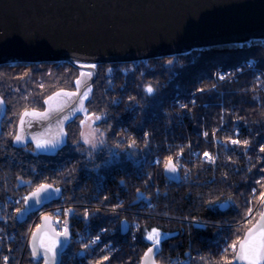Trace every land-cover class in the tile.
Returning a JSON list of instances; mask_svg holds the SVG:
<instances>
[{
  "label": "trees",
  "instance_id": "1",
  "mask_svg": "<svg viewBox=\"0 0 264 264\" xmlns=\"http://www.w3.org/2000/svg\"><path fill=\"white\" fill-rule=\"evenodd\" d=\"M236 67L242 71L218 80V69ZM95 70L81 111L62 127L60 144L41 153L35 142L15 143L19 121L26 111H45L55 93L76 92L81 71L64 62L0 67V227L14 234L6 243L0 233V264L4 257L7 264H41L27 243L35 215L15 220L22 196L41 184L62 188L60 199L42 209L71 235L59 264H139L151 228L171 234L161 242L159 264L233 260L226 249L257 220L264 193V43L98 64ZM86 116L101 117L94 123L95 152L81 139ZM170 158L179 184L163 177ZM222 203L225 210H219ZM124 222L128 231L121 235ZM96 232L99 241L91 245Z\"/></svg>",
  "mask_w": 264,
  "mask_h": 264
},
{
  "label": "water",
  "instance_id": "2",
  "mask_svg": "<svg viewBox=\"0 0 264 264\" xmlns=\"http://www.w3.org/2000/svg\"><path fill=\"white\" fill-rule=\"evenodd\" d=\"M250 42L264 43V0H0V67L64 62L85 74H80L82 84L74 93H82L95 80L93 65L166 58L208 47L231 49ZM79 101V95L55 96L47 103V119L23 115L24 122L19 121L16 134L22 140L15 143L59 142L62 126L68 120L63 118L72 115ZM4 110L2 101L0 121ZM165 164L163 177L179 184L176 165L172 162L176 167L172 172L165 169ZM37 188L25 195L15 214L16 222L22 223L62 195L60 186L51 185L47 192L33 196ZM226 208V203L219 205V210ZM259 223H264L260 215L239 241ZM127 231L128 224L124 222L120 233L125 235ZM64 232L55 228L50 215L43 214L29 239L30 256L41 264L46 260L47 264H59L71 238L68 231L66 238L61 235ZM34 247L38 253L35 257ZM151 247L148 245L139 264H159L156 256L162 244L146 258ZM48 248L52 251L46 253ZM232 261L246 264L234 257Z\"/></svg>",
  "mask_w": 264,
  "mask_h": 264
},
{
  "label": "snow or ice",
  "instance_id": "3",
  "mask_svg": "<svg viewBox=\"0 0 264 264\" xmlns=\"http://www.w3.org/2000/svg\"><path fill=\"white\" fill-rule=\"evenodd\" d=\"M169 62H171V61H169ZM92 67H95V66L93 65ZM81 75L83 76L85 74L82 73ZM86 75L90 77L91 73H87ZM221 78H223V77H221ZM84 83L86 84V81ZM81 84H82V81L78 79L76 81L77 90L80 89ZM90 91H91V87L87 86V87H85V90L82 93H79V91L77 93H71V92L60 93V92H57L54 94V96L48 97V100H46L45 103L46 104L49 103V101L53 100L55 98V96L64 95V96L71 97L74 95H79L80 96L79 103L82 105L83 100L88 97ZM147 91L152 92V88L149 87L147 89ZM0 103H2V101H0ZM56 110L61 111L62 109L58 108ZM24 115L25 116H28V115L37 116V117L47 119L49 116V112L48 111H45V112L33 111V112L29 113L26 111L24 113ZM100 118L101 117H99V116L95 117V119H97V120H99ZM63 119L66 120V119H68V117L65 116ZM23 122H24L23 117H21V124H23ZM60 123L63 124V120H61ZM93 131L95 132L96 130H93ZM63 134L64 133L61 129L60 135H63ZM15 140L17 142H20L22 140V137L17 135L15 137ZM85 142L90 143V141L88 139H86ZM56 143H58V141H51L50 140V141H45L43 143L37 142L36 146H37V148H45V147H48L49 145H51L52 147H55ZM232 143L237 144V143H239V141L233 140ZM244 143L247 144V141H245ZM260 151L264 152V148H261ZM204 155L206 158L211 159V157L209 156L208 153H204ZM165 169L167 171H172V172L176 171V167L172 164L171 158L169 159V162L165 164ZM50 188H51V185L41 184L37 188L36 192H34L32 195L36 196L37 193H39L41 191L47 192ZM56 191H59V189H56ZM25 199H28V198H25ZM260 199H261V203L264 204V193H261ZM39 202L40 201L37 200V203H39ZM69 211H71V210H69ZM251 213H252V210L249 209L248 214L251 215ZM260 218H261V221L264 222V212L260 213ZM33 235L35 236V234H33ZM61 235H64L66 238L67 237V230H65L64 233H61ZM147 239L152 241V247L149 248L148 252L145 253L146 258L149 257V254L152 253L154 249H158V246L160 244V234L155 229H153L152 232L148 234ZM96 240H99V237H97ZM93 243H96V241H93ZM228 250L232 251V254H233L235 259L245 261L246 264H264V223H259L256 228H250L248 230L245 238L242 241H239L237 243H233L232 245H230L229 248L226 249V251H228ZM51 251H52L51 248L46 249V253L51 252ZM32 254L34 257L38 255L35 247L33 248ZM54 256H55V253L53 252V258H54ZM5 259H7V258H5ZM104 259L107 260L108 257H104ZM45 264H47V260H46ZM224 264H233V261L225 259Z\"/></svg>",
  "mask_w": 264,
  "mask_h": 264
},
{
  "label": "rangeland",
  "instance_id": "4",
  "mask_svg": "<svg viewBox=\"0 0 264 264\" xmlns=\"http://www.w3.org/2000/svg\"><path fill=\"white\" fill-rule=\"evenodd\" d=\"M79 70H80V69H79ZM90 85H91V84H90ZM81 109H82V105L79 103L77 109L72 113V115H71L68 119H70L71 117H73L74 115H76L77 113H79V112L81 111ZM43 112H45V111H43ZM95 121H96L95 117H93V116H86V118H84V120H83V122H82L81 139H82L83 143L85 144V146L87 147V149H88L90 152H95V151L97 150V148H98L97 139H96V131H95V132L93 131V130H95V128H94V123H95ZM62 127H63V126H62ZM61 139H62V136L60 135V140H59L58 143H56V146H57L58 144H60ZM86 139H88V140L90 141V143H86V142H85ZM28 141H29V140H28ZM28 141H25V142H28ZM22 143H24V142H22ZM54 148H55V147L49 146V147H47V148L41 150V149H39V148L36 147V150L39 151V152H41V153H45V152H50V151H52ZM178 164H179V163H178ZM175 165H176V164H175ZM176 167L178 168L177 165H176ZM178 170H179V168H178ZM179 172H180V171H179ZM188 173H189V172H184V173H181V174H182V176L184 177V175L187 176ZM180 178H181V175H180ZM40 211H42V210H40ZM40 211H39V212H40ZM55 213L57 214V212H55ZM33 215H35V214H33ZM40 217H41V216H40ZM51 217H52V216H51ZM56 221H57L58 223H61V221H60L59 219H56ZM35 223H37V220L35 221ZM33 224H34V221L32 220V221L30 222V228H32V226L35 225V224H34V225H33ZM153 229H155V228H151V229L145 231V233H144V240H145L149 245L152 244V241L148 240V239H147V236H148L149 233L152 232ZM155 230H156V229H155ZM156 231L160 234V243H161L163 240H165V239H167V238H169V237L171 236V234L162 233V232H160V231H158V230H156ZM10 235H12V238H11L10 240H5L6 243H8L9 241L13 240V238H14V234H13V233H10Z\"/></svg>",
  "mask_w": 264,
  "mask_h": 264
},
{
  "label": "built area",
  "instance_id": "5",
  "mask_svg": "<svg viewBox=\"0 0 264 264\" xmlns=\"http://www.w3.org/2000/svg\"><path fill=\"white\" fill-rule=\"evenodd\" d=\"M250 66H251V64H250V63H247V67H250ZM241 71H242V68H241V67H236V68L233 69V70H232V69H227V70H220V69H218V71H217V78H218V80H220V81H221V80H228L229 78H232V77L235 76L234 73H240ZM221 77H223V78H221ZM190 102H191V103H194V102H195V98H194V97H191ZM177 104H180V100L177 102ZM209 156H210V155H209ZM210 157H211V156H210ZM204 159H205L206 161H209V162L213 161L212 158H211V159H208V158H206L205 156H204ZM212 164L214 165V161L212 162ZM185 172H186V171H185ZM182 177H183V176H182ZM187 178H188V174H187V176L184 175L183 179L185 180V179H187ZM180 179H181V178H180ZM22 198H24V196H22ZM18 200H19V199H18ZM6 201H7V202H11V200L8 199V198H7ZM42 215H43V211L37 212V213L35 214V218L33 219L34 224H35V221H36L40 216H42ZM5 221H6V220H3L4 224H5ZM34 224H33V225H34ZM134 225H136V223H134ZM33 227H34V226H32V228H30V230H29L28 238H27V243H29L30 233L32 232ZM57 230H58L59 232H62V231L64 230V226H63L61 223H58ZM0 233H3V234H4L5 240H10V239L12 238V235H10V233L6 232L5 230L2 231L1 227H0ZM86 234H87V236H89V231H86ZM97 237H100V233H99V232H96L95 235L89 237V243H90L91 245H92V244H95V243H93V241H96V243H97V242L99 241V240H96ZM177 259H178V258H177ZM2 262H3V264H7V259H5V257H4L3 260H2Z\"/></svg>",
  "mask_w": 264,
  "mask_h": 264
},
{
  "label": "bare ground",
  "instance_id": "6",
  "mask_svg": "<svg viewBox=\"0 0 264 264\" xmlns=\"http://www.w3.org/2000/svg\"><path fill=\"white\" fill-rule=\"evenodd\" d=\"M250 45V44H249ZM258 45H260V44H258ZM248 46V45H247ZM221 70V69H220ZM233 70V69H232ZM230 79V78H229ZM185 171H187L186 169H184L183 171H182V173H184ZM25 197V196H24ZM24 199V198H23ZM33 219V218H32ZM31 219V220H32ZM39 219H40V217L37 219V223H35V225H34V227H33V229L37 226V224H38V222H39ZM33 229H32V231H33ZM32 233V232H31ZM31 233H30V236H31Z\"/></svg>",
  "mask_w": 264,
  "mask_h": 264
}]
</instances>
